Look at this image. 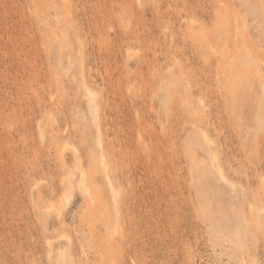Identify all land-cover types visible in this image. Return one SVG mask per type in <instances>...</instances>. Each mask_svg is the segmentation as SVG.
Instances as JSON below:
<instances>
[{"label": "rangeland", "instance_id": "obj_1", "mask_svg": "<svg viewBox=\"0 0 264 264\" xmlns=\"http://www.w3.org/2000/svg\"><path fill=\"white\" fill-rule=\"evenodd\" d=\"M0 264H264V0H0Z\"/></svg>", "mask_w": 264, "mask_h": 264}, {"label": "bare ground", "instance_id": "obj_2", "mask_svg": "<svg viewBox=\"0 0 264 264\" xmlns=\"http://www.w3.org/2000/svg\"><path fill=\"white\" fill-rule=\"evenodd\" d=\"M89 93H90V94H93V91L89 90ZM93 95H94V94H93ZM93 97H94V96H93Z\"/></svg>", "mask_w": 264, "mask_h": 264}]
</instances>
